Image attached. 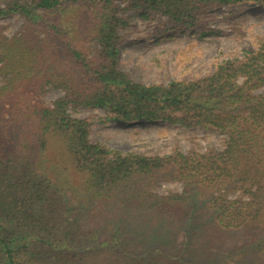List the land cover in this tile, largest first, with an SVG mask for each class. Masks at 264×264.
I'll list each match as a JSON object with an SVG mask.
<instances>
[{
  "label": "trees",
  "instance_id": "1",
  "mask_svg": "<svg viewBox=\"0 0 264 264\" xmlns=\"http://www.w3.org/2000/svg\"><path fill=\"white\" fill-rule=\"evenodd\" d=\"M264 0H5L0 17V264H264V42L212 72L141 83L118 68L127 8L191 26ZM61 95L50 104V90ZM221 134L147 155L91 142L68 108ZM98 120H101L99 118ZM177 182L179 191H156Z\"/></svg>",
  "mask_w": 264,
  "mask_h": 264
},
{
  "label": "rangeland",
  "instance_id": "2",
  "mask_svg": "<svg viewBox=\"0 0 264 264\" xmlns=\"http://www.w3.org/2000/svg\"><path fill=\"white\" fill-rule=\"evenodd\" d=\"M5 0H0V6ZM123 7L121 13L128 24L119 29L118 68L141 83L165 84L170 80L195 79L213 71L226 58L241 57L254 49L257 40L264 42V4L254 1L232 5H216L204 11L191 26H176L164 15ZM22 19L17 14L0 17V28L13 34ZM264 93V86L258 89ZM61 95L48 91L43 100L50 104ZM72 117L90 122L89 139L112 149L147 155L169 154L177 148L182 152L221 148L222 135L199 128H182L166 121L106 120L102 107L68 108ZM101 118V120H98ZM177 182H163L156 191H179Z\"/></svg>",
  "mask_w": 264,
  "mask_h": 264
}]
</instances>
